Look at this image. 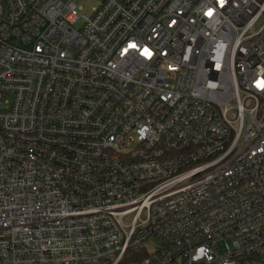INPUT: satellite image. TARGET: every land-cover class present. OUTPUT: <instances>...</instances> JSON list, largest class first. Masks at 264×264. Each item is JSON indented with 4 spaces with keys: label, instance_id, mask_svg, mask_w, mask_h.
Instances as JSON below:
<instances>
[{
    "label": "built area",
    "instance_id": "built-area-1",
    "mask_svg": "<svg viewBox=\"0 0 264 264\" xmlns=\"http://www.w3.org/2000/svg\"><path fill=\"white\" fill-rule=\"evenodd\" d=\"M97 1L0 0V264H264V0Z\"/></svg>",
    "mask_w": 264,
    "mask_h": 264
},
{
    "label": "rangeland",
    "instance_id": "rangeland-1",
    "mask_svg": "<svg viewBox=\"0 0 264 264\" xmlns=\"http://www.w3.org/2000/svg\"><path fill=\"white\" fill-rule=\"evenodd\" d=\"M77 5L80 14L90 16L93 12V9L98 6L97 0H74ZM125 224H128V220L124 221Z\"/></svg>",
    "mask_w": 264,
    "mask_h": 264
}]
</instances>
